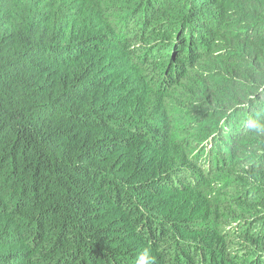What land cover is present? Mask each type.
<instances>
[{"label":"trees","instance_id":"1","mask_svg":"<svg viewBox=\"0 0 264 264\" xmlns=\"http://www.w3.org/2000/svg\"><path fill=\"white\" fill-rule=\"evenodd\" d=\"M264 264V0H0V264Z\"/></svg>","mask_w":264,"mask_h":264},{"label":"clouds","instance_id":"2","mask_svg":"<svg viewBox=\"0 0 264 264\" xmlns=\"http://www.w3.org/2000/svg\"><path fill=\"white\" fill-rule=\"evenodd\" d=\"M136 264H152V252L150 248H145L138 254Z\"/></svg>","mask_w":264,"mask_h":264}]
</instances>
